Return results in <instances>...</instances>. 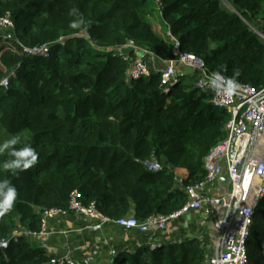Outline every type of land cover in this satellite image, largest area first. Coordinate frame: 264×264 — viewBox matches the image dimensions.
Returning a JSON list of instances; mask_svg holds the SVG:
<instances>
[{"label": "trees", "instance_id": "trees-1", "mask_svg": "<svg viewBox=\"0 0 264 264\" xmlns=\"http://www.w3.org/2000/svg\"><path fill=\"white\" fill-rule=\"evenodd\" d=\"M7 15L15 30L13 39L0 34V142L19 135L39 159L17 175L0 168L18 192L0 217V243L21 230L39 233L42 213L69 209L75 191L111 220L145 221L185 207L184 189L204 178L205 158L226 137L231 115L213 105L212 91L196 88V73L170 91L162 70L131 79L137 48L162 62L191 54L238 86L264 87V40L256 32H264V0H0V18ZM46 44L48 58L23 50ZM153 157L161 172L146 169ZM34 238L12 240L0 264H49L53 255ZM248 253V264H264V199ZM113 264H206V255L194 238L118 253Z\"/></svg>", "mask_w": 264, "mask_h": 264}, {"label": "built area", "instance_id": "built-area-1", "mask_svg": "<svg viewBox=\"0 0 264 264\" xmlns=\"http://www.w3.org/2000/svg\"><path fill=\"white\" fill-rule=\"evenodd\" d=\"M14 30L11 15L0 18L1 35L13 39ZM256 32L264 40V32ZM60 41L64 42L65 39ZM23 50L33 57L48 58L51 53L48 44L23 47ZM136 51L137 58L133 60L129 73L133 80L149 77L153 71H157L151 67L148 58L159 59L146 49L137 48ZM164 63L166 66L161 73L162 87L166 91H170L180 81V77L196 73V88L201 92L212 91L213 105L231 115L226 126V137L205 158L204 178L185 187L188 197L185 207L170 215H152L145 221L135 216L111 220L99 212L95 203L84 204L81 194L75 191L71 195L69 209L52 208L42 213V229L39 233L31 234L25 230L16 232L11 239L0 243V250L7 249L12 240L17 242L19 235H32L35 238H47L57 233L66 235V232L51 231L49 224L51 221L62 222L73 213L89 224L93 220L99 221L89 227L95 232L107 223L137 232L145 238V247L154 251L163 245L160 238L169 225L191 212L205 214L213 220L209 240L202 245L206 264H248V241L255 215L264 199V87L256 89L241 84L234 92L217 93L210 85L213 72L196 56L185 54L178 60ZM11 77H15V74L2 80L4 88H9ZM144 165L149 172L158 173L163 170L161 163L154 157L145 161ZM225 178L228 179L229 190L224 195H213L210 188ZM112 254L116 256L117 251ZM49 264H95V260L91 256L78 260L63 255L52 258Z\"/></svg>", "mask_w": 264, "mask_h": 264}, {"label": "crops", "instance_id": "crops-1", "mask_svg": "<svg viewBox=\"0 0 264 264\" xmlns=\"http://www.w3.org/2000/svg\"><path fill=\"white\" fill-rule=\"evenodd\" d=\"M151 67L157 71L166 66L157 58H148ZM229 190L228 179H221L215 186L210 188L213 195H224ZM205 216V217H204ZM205 214L192 213L172 222L168 230L160 238L163 245L181 243L187 239L199 238L202 245L209 240L213 220L206 218ZM100 223L93 220L86 223L75 214L69 215L62 222L51 221L50 230L66 232V235L55 234L47 238H34L35 245L47 249L53 258L69 255L72 258L82 260L91 256L95 264H113V251L118 253L135 254L140 248L145 247V238L137 232L126 231L114 223H107L95 232L91 225Z\"/></svg>", "mask_w": 264, "mask_h": 264}, {"label": "clouds", "instance_id": "clouds-1", "mask_svg": "<svg viewBox=\"0 0 264 264\" xmlns=\"http://www.w3.org/2000/svg\"><path fill=\"white\" fill-rule=\"evenodd\" d=\"M84 23L83 18L73 20L70 27L77 28ZM210 85L217 93L234 92L238 85L234 79H226L221 73L215 72L210 78ZM23 144L21 147L17 145ZM0 155H6L0 168L9 171L12 175L26 171L38 163L39 153L30 143L22 142L19 135H12L10 138L0 142ZM18 197L16 187L8 179H0V217L12 211Z\"/></svg>", "mask_w": 264, "mask_h": 264}, {"label": "rangeland", "instance_id": "rangeland-1", "mask_svg": "<svg viewBox=\"0 0 264 264\" xmlns=\"http://www.w3.org/2000/svg\"><path fill=\"white\" fill-rule=\"evenodd\" d=\"M152 21H153L154 24H159L160 23V12L157 11V12L154 13V15L152 16ZM155 27H156V29L158 31H161L160 27H158V26H155Z\"/></svg>", "mask_w": 264, "mask_h": 264}, {"label": "water", "instance_id": "water-1", "mask_svg": "<svg viewBox=\"0 0 264 264\" xmlns=\"http://www.w3.org/2000/svg\"><path fill=\"white\" fill-rule=\"evenodd\" d=\"M231 8H232V7H231ZM190 214H191V212L188 213V215H190Z\"/></svg>", "mask_w": 264, "mask_h": 264}]
</instances>
